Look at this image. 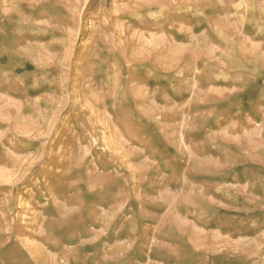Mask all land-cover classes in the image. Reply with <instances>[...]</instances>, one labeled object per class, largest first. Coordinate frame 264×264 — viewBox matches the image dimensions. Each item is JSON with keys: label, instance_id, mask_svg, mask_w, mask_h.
<instances>
[{"label": "rangeland", "instance_id": "rangeland-1", "mask_svg": "<svg viewBox=\"0 0 264 264\" xmlns=\"http://www.w3.org/2000/svg\"><path fill=\"white\" fill-rule=\"evenodd\" d=\"M0 264H264V0H0Z\"/></svg>", "mask_w": 264, "mask_h": 264}]
</instances>
